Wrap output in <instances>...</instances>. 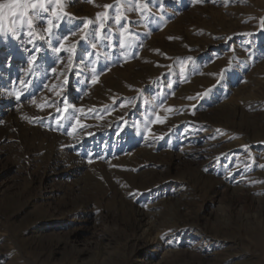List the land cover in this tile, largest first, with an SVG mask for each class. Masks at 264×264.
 Masks as SVG:
<instances>
[{"label":"rangeland","instance_id":"rangeland-1","mask_svg":"<svg viewBox=\"0 0 264 264\" xmlns=\"http://www.w3.org/2000/svg\"><path fill=\"white\" fill-rule=\"evenodd\" d=\"M64 2L71 65L0 33V264H264V0Z\"/></svg>","mask_w":264,"mask_h":264},{"label":"snow or ice","instance_id":"snow-or-ice-1","mask_svg":"<svg viewBox=\"0 0 264 264\" xmlns=\"http://www.w3.org/2000/svg\"><path fill=\"white\" fill-rule=\"evenodd\" d=\"M89 2H91V0H89ZM117 3L119 4V0H117ZM103 7L106 10L116 8V14L110 15L108 12H98L96 14V21H100L99 29L103 30L105 28V23L109 19L114 20L116 24L121 23L122 14L117 5L105 4ZM144 7H147V4H145ZM66 19H73V17L65 11L64 0H2V2H0V33L14 34L20 28L26 26L29 29L27 35L31 37L34 35L32 29L34 27H40L44 32L48 33L49 37L59 41V47L56 48L55 51L59 52L63 49L69 52V64L71 65V57L76 50V43H73L71 47L65 48V41L68 40V36L57 35L61 24ZM94 23L95 21L91 20L85 22L79 31L85 32V30L89 29V26ZM94 33L95 29L92 32H85V34L81 36V40H86ZM70 34L75 36L76 32L70 30ZM40 38L42 40L45 39L44 36ZM31 42L30 40L29 43ZM92 46L95 47L94 44ZM36 59L37 57L33 56L29 63L36 61ZM53 71H55V69ZM21 83L25 82L21 81ZM17 99H19V96H17ZM68 108L69 105L66 104L64 110L67 111ZM57 111H59V109H57Z\"/></svg>","mask_w":264,"mask_h":264},{"label":"bare ground","instance_id":"bare-ground-1","mask_svg":"<svg viewBox=\"0 0 264 264\" xmlns=\"http://www.w3.org/2000/svg\"><path fill=\"white\" fill-rule=\"evenodd\" d=\"M165 252V251H164ZM148 257V254L146 253V254H144L143 255V259H145V258H147ZM161 258V257H160ZM144 261V260H143Z\"/></svg>","mask_w":264,"mask_h":264}]
</instances>
